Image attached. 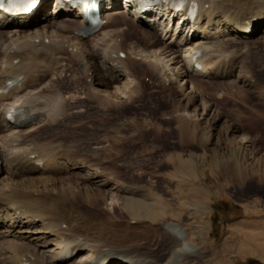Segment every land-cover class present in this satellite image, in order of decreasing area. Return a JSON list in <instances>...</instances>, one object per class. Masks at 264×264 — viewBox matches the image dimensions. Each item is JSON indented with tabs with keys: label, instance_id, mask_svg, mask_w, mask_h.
<instances>
[{
	"label": "bare ground",
	"instance_id": "6f19581e",
	"mask_svg": "<svg viewBox=\"0 0 264 264\" xmlns=\"http://www.w3.org/2000/svg\"><path fill=\"white\" fill-rule=\"evenodd\" d=\"M159 1L144 14L139 7L128 12L122 2L105 0L101 14L106 23L100 32L87 36L79 34L86 29L79 9L57 3L50 11L51 0L16 18L0 12V259L4 264H188L200 250L195 239L188 240L189 227L182 217L191 211L193 197L200 199L195 204L197 214L206 213L202 189L186 190L178 183L176 203H167L170 213L159 200L141 195L142 180L122 179L117 164L124 160L101 159L108 152L104 144L123 142L120 129L111 130L115 136H109L108 130L98 136L103 130L90 125L88 135H76L81 141L96 136L91 139L98 146L95 151L76 145L74 137L54 141L35 137L67 118L78 95L84 99L76 108L85 105L87 110L76 109V114L87 112L94 102L105 112L139 99L141 65L169 91L174 83L182 91L193 83L196 92L193 77L215 83L235 78L231 87L253 88L256 70L247 56L259 49L249 44L255 34L261 31L264 42V0H188L200 7L189 27H180L181 18L174 23L176 14L168 11L173 0ZM196 99L195 95L184 98L183 108L179 102L171 114L184 145L197 138L190 121L199 115L189 112ZM156 133L154 140L159 138ZM123 153L118 149L113 154ZM138 164L127 162L123 169L142 168ZM164 165L172 167L181 181L200 177L198 166L190 161L168 159ZM133 187L139 191L135 193ZM194 231L199 237L207 232L205 227Z\"/></svg>",
	"mask_w": 264,
	"mask_h": 264
},
{
	"label": "rangeland",
	"instance_id": "374dc122",
	"mask_svg": "<svg viewBox=\"0 0 264 264\" xmlns=\"http://www.w3.org/2000/svg\"><path fill=\"white\" fill-rule=\"evenodd\" d=\"M261 36L260 31L254 35L253 41L249 42V44H257L259 48L257 51L253 49L256 55L247 56L250 67L256 70L251 85L253 88H245L241 84L231 87L229 82L235 81V78L215 83L193 77L196 92L192 90L193 83L183 86V91L174 83L169 88L173 90L169 91L168 86L160 84L157 75L147 72L146 65L140 64L141 67L137 73L140 76L137 77L142 83L143 95L141 94L139 99L126 103L125 107L120 106V109L119 106H114L116 108H110L105 111L106 113L100 110L97 102H94L96 105L91 104L93 107L87 112L76 114V106L81 102V97L84 99L82 95H78L76 105L72 104L73 110L67 113V118L59 120L54 129L45 128V130L43 128L46 132L37 133L35 137H41L47 141L67 136L70 137L69 140H72L74 137L73 141L75 144L78 143L76 145L82 144V148L86 151H95L98 146L91 139H95L96 136L88 137L89 139L84 137L86 139L81 141L76 135L80 132L88 135L90 125L103 130L98 136L104 134L105 130L118 132L117 130L120 129L119 134L122 137L120 142H123L117 144L112 140L110 145L104 144L108 152L107 155L103 154L101 159L124 160L117 164L122 167L120 171L122 179L130 183L142 180V184L138 186L141 189V195L149 196L152 202L159 200L170 213L172 209L168 208L167 203L169 201L176 203L174 197L180 190L178 183H183L186 190L188 188L202 189L206 213L197 214L195 204L200 199L193 197L189 206L191 211L182 217V222L189 227L188 240L195 239V244L200 248L192 254L194 256L189 258L188 264H263L256 259H241L238 256L239 245L236 246L229 241L234 222L245 217L243 210L248 212V217L250 213L252 217H255L253 215L256 213L264 215V42L261 43ZM247 74L250 76H248L249 82L252 83V72L249 69ZM194 95L197 99L189 112L192 115H199L190 121L192 126L197 127L191 129H197V138L189 145H184L180 142L178 122L176 119H171V114L178 110L173 108L176 104L180 102L183 108V105L187 103L184 98L189 100ZM83 102L90 104L86 100ZM77 110H87V108L84 105L79 106ZM112 133L113 131L109 133V136L117 135L115 132ZM155 133L159 135L157 140L153 139ZM118 149L124 153L115 157L114 154ZM83 153L87 152L83 151ZM134 155L135 160L132 159ZM168 159L171 162L182 160L194 163L198 166L200 177L198 180L188 178L181 181L174 175L172 167H165L164 163ZM127 162L128 164L141 162L138 165H143L142 168L135 167L129 172L123 169V164L127 165ZM81 177L83 175H80ZM170 178L174 181L169 180ZM138 191L139 188L134 189L135 193ZM81 205L85 207L84 204H80V207ZM88 208L92 210V207ZM158 219L154 220L155 225L159 224L161 218ZM172 222L176 223L175 220ZM202 227L207 230L204 237L194 235V230H202ZM2 242L3 240L0 239V258L3 252ZM245 250L248 254L252 253L264 258L254 253L253 248ZM0 264H4L2 259H0Z\"/></svg>",
	"mask_w": 264,
	"mask_h": 264
},
{
	"label": "crops",
	"instance_id": "0c3cea01",
	"mask_svg": "<svg viewBox=\"0 0 264 264\" xmlns=\"http://www.w3.org/2000/svg\"><path fill=\"white\" fill-rule=\"evenodd\" d=\"M250 211L252 212L251 209ZM243 213L245 214V217H241L240 220L234 222L229 241L233 242L236 246L239 245L238 256L241 259H256L264 264V258L256 254H248V252L243 250L246 248H252L253 246V251L255 250L254 253L261 249L262 253H260V255L263 254L262 256H264V215L256 213L253 215L255 217H252L250 213V216L248 217V212L246 210H243ZM257 253L259 254V252Z\"/></svg>",
	"mask_w": 264,
	"mask_h": 264
},
{
	"label": "snow or ice",
	"instance_id": "6c2138e0",
	"mask_svg": "<svg viewBox=\"0 0 264 264\" xmlns=\"http://www.w3.org/2000/svg\"><path fill=\"white\" fill-rule=\"evenodd\" d=\"M37 0H8V7H4V0H0V9L10 14L26 13L35 7Z\"/></svg>",
	"mask_w": 264,
	"mask_h": 264
}]
</instances>
